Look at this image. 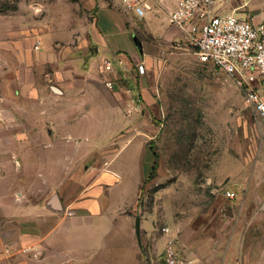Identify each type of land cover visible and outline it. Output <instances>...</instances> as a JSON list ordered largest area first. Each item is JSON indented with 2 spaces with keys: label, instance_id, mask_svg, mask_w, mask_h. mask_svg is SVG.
I'll return each mask as SVG.
<instances>
[{
  "label": "crops",
  "instance_id": "obj_1",
  "mask_svg": "<svg viewBox=\"0 0 264 264\" xmlns=\"http://www.w3.org/2000/svg\"><path fill=\"white\" fill-rule=\"evenodd\" d=\"M143 1L147 8L141 19L152 23L151 5ZM156 1L160 6L155 10L163 4L169 12L180 2ZM219 12H234L260 22L264 20V0H224ZM128 14L133 13L119 0H0V264H88L92 257L90 242L81 234L89 229L87 221L95 214L89 194L97 185H117L120 178L103 154L112 148L111 137L116 140L129 133L127 144L135 135L144 136L139 112H129L132 101L121 81L123 69L138 59L156 75V68H166L167 63V59L163 63L144 52L133 16ZM160 20L169 21L188 38L184 29L171 22L169 13ZM132 120L135 127L125 132L124 122ZM84 139L92 140L97 165L92 157L88 165L78 163L69 176L68 166L58 167L61 155H47L63 150L67 155L83 145L90 150ZM253 180L248 184L250 190ZM259 196L263 204L257 203L253 193L247 209L251 214L232 228L233 245L243 250L241 256L204 259L200 252H192L187 255L188 264H264V238L251 234H264V188ZM54 197L59 209L52 205ZM85 220L87 228L80 229ZM142 223L137 217L133 231L137 243L132 244L140 256L145 251ZM238 233L253 240L242 241L236 237ZM118 245H104L110 254L105 264H127L124 257H111ZM142 261L139 258L133 264ZM146 261L155 264L150 257Z\"/></svg>",
  "mask_w": 264,
  "mask_h": 264
},
{
  "label": "rangeland",
  "instance_id": "obj_2",
  "mask_svg": "<svg viewBox=\"0 0 264 264\" xmlns=\"http://www.w3.org/2000/svg\"><path fill=\"white\" fill-rule=\"evenodd\" d=\"M146 2L154 13L152 23L128 15L133 16L144 52L156 55L163 63L167 59L166 68H156V75L147 68L141 72L139 65L144 63L137 59L123 69L121 81L132 101L129 112H139L144 136L135 135L127 144L129 133L116 140L111 137L112 148L103 154L120 178L117 185H97L89 194L95 214L87 221L89 231L81 232L90 242L88 264L107 262L110 254L104 245L108 242L119 244L111 257H124L127 264L139 258L147 264L146 257L155 264H166L164 249L171 238L185 261L182 264L191 261L187 255L192 252H200L204 259L241 256L243 250L233 245L232 228L251 214L247 209L253 193L257 203L263 204L259 195L264 188V122L245 103L243 92L230 75L212 62L201 61L186 35L178 33L169 21L161 22L169 8L161 4L162 9L155 10L160 6L156 0ZM124 123L125 132L135 127V120ZM80 127L84 132V124ZM84 142L90 150L83 145L67 155L64 150L47 155L62 156L58 167L63 170L68 166L70 176L78 163L88 165L92 157L97 165L92 140ZM251 179L253 190L248 185ZM228 189L236 191L238 197H228ZM98 211L103 213L98 216ZM139 216L145 246L142 256L136 245L132 246L137 243L133 231ZM87 222L80 229H86ZM63 227L68 226L63 223ZM251 234L264 238L263 233ZM236 237L253 240L245 233Z\"/></svg>",
  "mask_w": 264,
  "mask_h": 264
},
{
  "label": "built area",
  "instance_id": "obj_3",
  "mask_svg": "<svg viewBox=\"0 0 264 264\" xmlns=\"http://www.w3.org/2000/svg\"><path fill=\"white\" fill-rule=\"evenodd\" d=\"M119 1L127 12L139 18L145 16L147 4L143 0ZM222 1L180 0L169 12V18L186 31L200 60L212 62L234 79L244 94L245 103L264 122V20L254 22L234 12L220 13ZM40 44L41 41L36 48ZM139 68L145 71L144 64ZM107 85L113 86V82L108 81ZM226 194L232 199L238 197L230 189ZM164 258L166 264L184 263L174 238L166 244Z\"/></svg>",
  "mask_w": 264,
  "mask_h": 264
},
{
  "label": "water",
  "instance_id": "obj_4",
  "mask_svg": "<svg viewBox=\"0 0 264 264\" xmlns=\"http://www.w3.org/2000/svg\"><path fill=\"white\" fill-rule=\"evenodd\" d=\"M56 200H57V199H56L55 197L52 199V205H53L56 209H59V204L57 203ZM136 227H137V232H138V234H139V232H140V220H139V218L137 219Z\"/></svg>",
  "mask_w": 264,
  "mask_h": 264
}]
</instances>
